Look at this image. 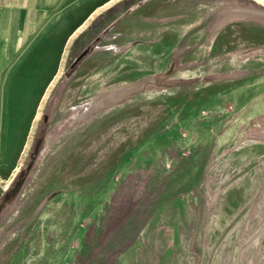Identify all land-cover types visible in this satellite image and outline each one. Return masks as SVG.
Returning <instances> with one entry per match:
<instances>
[{
  "label": "rangeland",
  "instance_id": "374dc122",
  "mask_svg": "<svg viewBox=\"0 0 264 264\" xmlns=\"http://www.w3.org/2000/svg\"><path fill=\"white\" fill-rule=\"evenodd\" d=\"M259 11L0 0V264H264Z\"/></svg>",
  "mask_w": 264,
  "mask_h": 264
},
{
  "label": "crops",
  "instance_id": "0c3cea01",
  "mask_svg": "<svg viewBox=\"0 0 264 264\" xmlns=\"http://www.w3.org/2000/svg\"><path fill=\"white\" fill-rule=\"evenodd\" d=\"M59 1H60V0H59ZM251 12H257V11H253V10H251ZM259 12H262V11H259ZM259 12H258V13H259ZM262 13H264V12H262ZM79 14H80V12H79ZM89 15H90V14H89ZM89 15H88V17H89ZM88 17H87V18H88ZM86 20H87V19H86ZM86 20H85V21H86ZM85 21H84V22H85ZM84 22H82L79 26H81ZM79 26H77L75 29H77ZM54 74H55V73H54ZM54 74H53V75H54ZM51 78H52V77H51ZM53 81H54V77H53L52 81L50 82L49 86L52 85V82H53ZM49 86H48V87H49Z\"/></svg>",
  "mask_w": 264,
  "mask_h": 264
},
{
  "label": "bare ground",
  "instance_id": "6f19581e",
  "mask_svg": "<svg viewBox=\"0 0 264 264\" xmlns=\"http://www.w3.org/2000/svg\"><path fill=\"white\" fill-rule=\"evenodd\" d=\"M36 117H38V115Z\"/></svg>",
  "mask_w": 264,
  "mask_h": 264
}]
</instances>
